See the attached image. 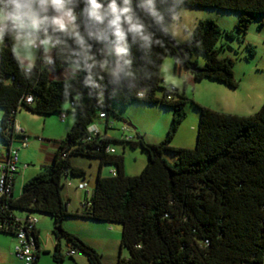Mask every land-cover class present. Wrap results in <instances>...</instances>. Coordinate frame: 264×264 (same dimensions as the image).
<instances>
[{"label":"trees","instance_id":"obj_1","mask_svg":"<svg viewBox=\"0 0 264 264\" xmlns=\"http://www.w3.org/2000/svg\"><path fill=\"white\" fill-rule=\"evenodd\" d=\"M184 6L238 11L234 27L242 34L253 19L264 16V0H185ZM223 36L233 38L234 32L212 18L199 19L188 39L153 46L144 96L105 100L103 104L83 94L65 98L55 77L59 66L24 79L11 58L0 54V138L7 148L19 135L14 128L21 108L61 115L63 103L69 99L75 114L51 161L23 183L19 196L6 200L12 213L19 208L52 217L56 237L52 257L56 263L65 257L61 247L64 236L69 249L83 252L89 264H105L94 246L62 227L66 216L76 215L121 225L120 245L129 250V255L119 254L116 264H264V103L255 113L242 115L193 101L199 109L195 147L170 143L186 117V95L184 90L161 84L164 57L173 55L174 69L188 70L190 79L209 78L236 87L239 81L234 74V59L221 55L223 46H217ZM247 45L253 54L254 46ZM194 52L204 53L203 64L193 58ZM158 89H162L161 95ZM27 93H32V103L24 101ZM168 95L172 98L167 99ZM139 100L170 106L172 118L165 138L159 142H146L141 135L137 141L123 140L131 147L139 145L148 156L142 171L130 175L125 172L124 157L105 150L114 139L106 133L87 141L88 126L101 113H105V122L111 116L119 118L113 102L125 105ZM165 151L175 153L173 162L166 159ZM72 153L99 160L89 204L80 212L70 211L69 199L61 193L63 175L85 174L83 168L71 164ZM103 164H113L114 173L103 174Z\"/></svg>","mask_w":264,"mask_h":264},{"label":"rangeland","instance_id":"obj_2","mask_svg":"<svg viewBox=\"0 0 264 264\" xmlns=\"http://www.w3.org/2000/svg\"><path fill=\"white\" fill-rule=\"evenodd\" d=\"M194 23L190 25L192 31L195 23L206 18L207 12L211 11L209 18L214 19L221 27L234 32L233 38L223 36L217 42V46H223L221 55L230 56L234 59V74L239 81L236 87L227 86L213 79L203 78L193 80L191 73L182 68L174 69V56L167 55L161 65V84L166 87H176L179 91L184 90L186 101L184 109L186 117L180 124L178 130L171 140V145L178 147L194 148L197 140L199 123V109L193 101L209 106L215 110L226 113H237L248 115L255 113L264 103V16H257L250 22L245 33H239L234 24L239 17L238 11L222 10L215 7H188L185 6ZM203 10V11H202ZM218 12V13H214ZM183 41V40H178ZM254 46L255 52L250 54L248 45ZM193 58L203 64L205 55L202 52H194ZM157 93L162 94V89ZM66 119L62 120L58 112L51 114H37L21 108L19 114L24 113L23 118L27 119L33 128L29 136V145L20 150L22 159L21 165L27 163V179L34 176L42 165L51 161V153L54 152V141L62 139L71 128L75 114L70 110L72 104L69 99L63 103ZM112 107L119 115V118L111 116L115 123L106 127L104 118H95V124L114 140L111 142L116 154L124 157L125 172L130 175L138 174L145 167L148 156L139 146L131 147L130 143L124 142L122 126L129 123L128 135L133 136L132 141H137L141 135L144 141L149 143L159 142L165 138L168 127L171 123L172 108L158 102H145L142 100L131 101L128 104L113 102ZM69 109L70 111H66ZM31 116L32 118H27ZM73 119V120H72ZM46 120V121H45ZM18 142V141H17ZM16 142V143H17ZM20 144V141L17 143ZM15 146L18 147V145ZM6 142L0 138V147H5ZM164 156L170 162L175 159V153L165 151ZM74 166L83 168L84 175L68 173L63 175L64 185L61 189L63 198L69 199L68 209L80 212L85 197H89L95 184V176L99 168L97 158L72 153L69 156ZM114 168L113 164H103L102 173L107 174L108 170ZM85 179L87 186L80 188L79 183ZM19 186V185H18ZM14 213L24 218L30 214L37 218V226L40 229V236L49 245V249L41 252L40 264H89L86 255L77 250L74 257L65 255L64 259L56 263L52 257L54 240V222L52 217L46 213L37 211H26L14 208ZM62 227L79 236L100 243L97 249L101 253V259L105 264H116L119 254L124 257L129 255V250L120 245L122 227L118 223H112L82 216L68 215L63 219ZM54 241V242H53ZM16 237L10 233L0 231V264H22L17 256L14 246ZM71 246V245H70ZM62 252H66L69 244L64 236H61Z\"/></svg>","mask_w":264,"mask_h":264},{"label":"clouds","instance_id":"obj_3","mask_svg":"<svg viewBox=\"0 0 264 264\" xmlns=\"http://www.w3.org/2000/svg\"><path fill=\"white\" fill-rule=\"evenodd\" d=\"M185 0H0V54L24 79L52 72L65 98L140 97L154 45L184 40ZM92 131V126L88 128Z\"/></svg>","mask_w":264,"mask_h":264},{"label":"built area","instance_id":"obj_4","mask_svg":"<svg viewBox=\"0 0 264 264\" xmlns=\"http://www.w3.org/2000/svg\"><path fill=\"white\" fill-rule=\"evenodd\" d=\"M142 96H144V93ZM171 98L172 97L170 95L167 96V99ZM23 99L26 103H32V93L25 94ZM65 116L66 114L63 112L61 114V119L63 120ZM104 117L105 113H101L100 118ZM106 123L108 127L112 128L115 121L114 119L110 118ZM90 125L92 126L93 130H88L87 141H92L94 137H102L106 134V130L103 132L97 126V124H95V121ZM121 129L123 131V139L125 141L131 140L133 138V136L126 133V131L129 129L128 123H125ZM14 132L22 136L20 147H27L28 137L25 135V133H23L22 128L17 126L16 123ZM18 150L19 148L9 147L0 152V231H11L15 233L14 236L16 237V243L14 249L17 253V256L22 261V264H38L37 256H39L38 251L40 249L41 240L39 230L36 227L38 222L37 218L30 214L26 215L24 218H20L9 210L8 204L6 203V200L14 195V179L19 168ZM105 150L111 153L115 152L114 147L111 145H107ZM22 167H27V164H23ZM86 186L87 184L85 179L79 183L80 188H85ZM88 198L89 197L83 200L82 207L86 204H89ZM76 252L77 250L75 249L67 248L65 255L74 256Z\"/></svg>","mask_w":264,"mask_h":264},{"label":"crops","instance_id":"obj_5","mask_svg":"<svg viewBox=\"0 0 264 264\" xmlns=\"http://www.w3.org/2000/svg\"><path fill=\"white\" fill-rule=\"evenodd\" d=\"M203 11V10H202ZM212 12L211 11H209V12H207L206 14V16H209L210 17V14H211ZM214 13H218V12H214ZM264 22V21H263ZM165 57H167V56H165ZM165 59V58H164ZM160 73H161V71H160ZM58 75H59V72L58 73H56L55 74V77H58ZM20 111V110H19ZM19 111H17V113H16V118H15V123H16V125L17 126H19L20 128H22V130H23V133H25V135L28 137V145H29V136L33 133V128L31 127V125H30V123L27 121V119H24L23 118V116H24V113L22 114V112H21V114H19ZM29 111V110H28ZM31 112V111H30ZM1 116H2V110L0 109V119H1ZM66 117L67 116H65V118L63 119V120H65L66 119ZM27 118H32L31 116H27ZM73 120V119H72ZM46 121V120H45ZM129 124V123H128ZM63 138V137H62ZM21 139H22V136H20V135H16V136H14V138H13V140H12V142H11V146L10 147H13V148H19V150H18V156H19V168H18V171H17V173H16V175H15V179H14V186H13V193H14V195L17 197V196H19L20 195V193H21V190H22V185H23V183L27 180V177H28V174H30V173H26V170L29 168V165L27 164V167H25V168H23L22 167V165H21V163H22V159H21V156H20V150L22 149V148H26V147H20V144H21ZM20 141V144H17L18 142ZM17 142V143H16ZM58 142H59V140H56V141H54V152H55V150H56V148H57V145H58ZM15 144H17L18 145V147L17 146H15ZM28 147V146H27ZM7 148V145L5 146V147H0V152H2V151H4L5 149ZM54 152L53 153H51V159H52V157H53V154H54ZM113 171H114V168H111V169H109L107 172V174H110V173H113ZM82 180H84V178L82 179ZM19 185V186H18ZM36 227H37V229L39 230V235H40V229L38 228V226H37V224H36ZM40 240H41V243H40V249H39V251H38V255H39V259H40V255H41V252L43 251V252H45V251H47L48 249H49V247H50V245L44 240V239H42L41 238V236H40ZM83 240H85L86 242H88L89 244H91L92 246H94L96 249H99V247L98 246H101V244L100 243H96L95 241H91V240H89V239H87V238H83ZM55 241V242H54ZM53 242H54V245H53V250H54V248H55V244H56V240H54ZM100 250V249H99ZM53 252V251H52ZM39 259H38V264H40V261H39Z\"/></svg>","mask_w":264,"mask_h":264}]
</instances>
